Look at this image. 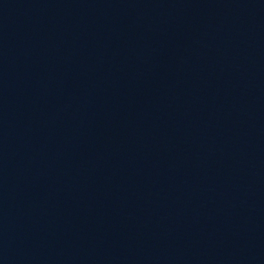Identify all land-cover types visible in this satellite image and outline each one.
<instances>
[{"label":"water","instance_id":"1","mask_svg":"<svg viewBox=\"0 0 264 264\" xmlns=\"http://www.w3.org/2000/svg\"><path fill=\"white\" fill-rule=\"evenodd\" d=\"M0 264H264V0H0Z\"/></svg>","mask_w":264,"mask_h":264}]
</instances>
